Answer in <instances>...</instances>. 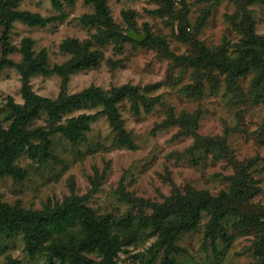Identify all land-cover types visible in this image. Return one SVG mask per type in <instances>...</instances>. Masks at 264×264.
I'll use <instances>...</instances> for the list:
<instances>
[{"label": "rangeland", "instance_id": "374dc122", "mask_svg": "<svg viewBox=\"0 0 264 264\" xmlns=\"http://www.w3.org/2000/svg\"><path fill=\"white\" fill-rule=\"evenodd\" d=\"M87 58L95 65L74 70ZM263 61L264 0H0V143L27 96L110 95L121 128L90 101L60 122L40 111L27 128L48 136L51 154L41 160L26 146L16 172L0 173V213L77 200L95 218L150 216L177 193H230L240 169L255 188L243 214L264 223V76L255 70ZM80 116L94 119L76 139L57 130ZM212 219L202 212L172 248L148 230L129 244L122 237L113 264H259L263 230L233 232L232 217L227 244L212 240ZM53 237L50 247L65 239ZM79 257L107 264L96 250ZM48 259L29 251L21 230L0 227V264Z\"/></svg>", "mask_w": 264, "mask_h": 264}, {"label": "trees", "instance_id": "16d2710c", "mask_svg": "<svg viewBox=\"0 0 264 264\" xmlns=\"http://www.w3.org/2000/svg\"><path fill=\"white\" fill-rule=\"evenodd\" d=\"M252 41L250 37L249 43ZM94 62L92 58L78 61L74 70L90 67L95 65ZM255 68L258 76L263 77L264 63L261 67L257 63ZM89 101L92 104L104 105L105 114L111 124L116 130L121 131L120 123L114 115L110 95L91 91L87 97L72 96L55 101L27 96L26 105L22 108L12 107V111L6 117L12 123L9 130L1 136L0 173L16 172L13 163L26 146L30 148L33 157L41 160L49 158L51 153L47 151L50 146L48 136L41 138L39 131L27 128L40 111H46L51 121L60 122L64 113L79 109ZM93 119L92 116L68 119L65 121L66 124L59 125L57 130L71 135L74 140L79 133L89 129V122ZM38 137L41 139L40 142L34 144V139ZM121 144L130 146L131 143L127 140ZM239 170L237 169L233 177V188L230 193H221L218 196H212L207 192L177 193L169 200L167 206L154 208L150 216L140 214L139 217L134 218L129 215L121 221L111 220V217L95 218L86 208L79 205L77 200H71L56 210L0 213V227H7L9 232L21 230L25 234L29 251L31 253L45 251L49 256V264L54 263V258L59 259L61 263L80 264L82 258L79 254L92 250L102 255L104 262L113 264L114 257L122 244L120 238L124 237L128 244L136 242L141 239L145 230L157 235V243L160 246L172 248L174 240L181 232L197 227L202 212L209 213L213 217L211 222L213 232L210 233L212 240L218 237L228 244L233 238L228 234L225 222L232 217L233 232L245 234L256 229L257 234L261 232L260 230L264 233V223H261L259 216L250 218L243 214V206L248 202L255 188L250 176L245 171ZM4 211L8 210L4 209ZM54 234L62 235L65 239L63 241L57 238L56 245L50 247V243H46L47 240L55 239ZM257 257L260 260L259 264H264V234L258 243Z\"/></svg>", "mask_w": 264, "mask_h": 264}, {"label": "water", "instance_id": "95a60500", "mask_svg": "<svg viewBox=\"0 0 264 264\" xmlns=\"http://www.w3.org/2000/svg\"><path fill=\"white\" fill-rule=\"evenodd\" d=\"M126 35L136 42H143L146 39V34H138L135 31H129Z\"/></svg>", "mask_w": 264, "mask_h": 264}]
</instances>
